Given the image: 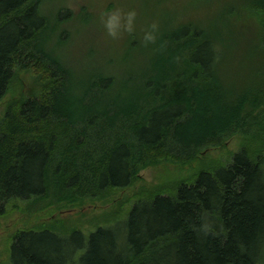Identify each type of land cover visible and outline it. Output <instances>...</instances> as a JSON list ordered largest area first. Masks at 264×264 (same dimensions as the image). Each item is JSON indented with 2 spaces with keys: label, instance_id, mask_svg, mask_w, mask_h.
Segmentation results:
<instances>
[{
  "label": "trees",
  "instance_id": "trees-1",
  "mask_svg": "<svg viewBox=\"0 0 264 264\" xmlns=\"http://www.w3.org/2000/svg\"><path fill=\"white\" fill-rule=\"evenodd\" d=\"M43 5L0 0V102L18 74L40 78V89L12 101L0 121V214L19 201L39 202L53 189L61 199L126 189L151 161L189 163L245 126L243 106L264 112V79L236 96L224 79L225 45L207 28L187 23L164 35L170 52L138 86L151 103L141 96L129 104L99 100V112L77 124L63 90L69 73L49 50L51 40L41 37L49 28ZM257 48L258 56H246L264 77V46ZM98 83L89 92L110 86ZM111 110L124 113L120 126L107 120ZM252 115L262 127L264 115ZM253 149L198 172L168 195L138 198L124 222L88 237L81 230L19 229L1 264H264V154ZM205 213L213 224L207 234L200 228Z\"/></svg>",
  "mask_w": 264,
  "mask_h": 264
},
{
  "label": "rangeland",
  "instance_id": "rangeland-1",
  "mask_svg": "<svg viewBox=\"0 0 264 264\" xmlns=\"http://www.w3.org/2000/svg\"><path fill=\"white\" fill-rule=\"evenodd\" d=\"M115 9L122 13L135 10L137 16L134 32H122L113 40L107 35L101 17ZM43 10L49 28L41 37L44 43L47 38L51 40L49 50L69 73L63 90L74 108L77 124L85 115L99 112V100L129 104L141 96V100L151 103L150 94L138 93V86L160 56L170 52V45L163 43L164 35L187 23L207 28L220 46L225 45L224 79L236 96L244 87L264 79L259 66L246 56V53L258 56L261 50L257 47L264 46V0H44ZM154 22L159 25L157 40L146 44L144 31ZM98 82L110 86L100 87L102 92H89L90 85L95 89ZM39 89L40 78L29 72L18 74L0 102V121L12 101L24 99ZM215 106L217 115L221 108ZM228 106L230 110L235 108ZM240 111L249 118L235 133L211 145L213 148L200 150L189 163L170 158L151 161L137 172L126 189L111 190L94 198H77L67 193L63 199L57 198L58 192L53 189L39 202H17V207L0 214V264L7 259L12 236L19 229H49L60 235L81 230L88 237L98 227H114L124 222L138 198L157 192L168 195L180 182L192 183L198 172L230 163L243 148H254V154H264V122L262 127L258 126V117L254 119L252 115L264 112L252 106H243ZM122 114L111 110L106 118L110 124L120 126ZM106 133L111 138L108 130ZM257 133H262L260 138L255 136Z\"/></svg>",
  "mask_w": 264,
  "mask_h": 264
},
{
  "label": "clouds",
  "instance_id": "clouds-1",
  "mask_svg": "<svg viewBox=\"0 0 264 264\" xmlns=\"http://www.w3.org/2000/svg\"><path fill=\"white\" fill-rule=\"evenodd\" d=\"M137 13L135 10H130L126 13H122L119 9L110 10L106 12L101 21L104 29L109 37L116 40L120 37L122 32L133 33L135 30ZM159 32L158 23L150 24L144 31L143 40L147 43H155L157 40V34ZM201 230L206 234L212 231L213 224L211 218L207 213L204 214L203 222L200 225Z\"/></svg>",
  "mask_w": 264,
  "mask_h": 264
}]
</instances>
